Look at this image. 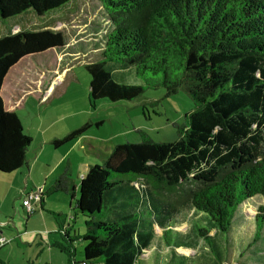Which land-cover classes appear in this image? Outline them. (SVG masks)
Wrapping results in <instances>:
<instances>
[{"label": "trees", "instance_id": "obj_1", "mask_svg": "<svg viewBox=\"0 0 264 264\" xmlns=\"http://www.w3.org/2000/svg\"><path fill=\"white\" fill-rule=\"evenodd\" d=\"M98 1L113 29L99 44L100 60L85 66L92 106L102 99L131 101L148 89L165 88L167 96L186 89L194 107L175 142H156L139 131V142L115 146L102 165L91 167L81 179L78 198L68 169L55 181L49 193L62 190L76 198L71 222L79 215L84 219L85 232L80 233L66 222L67 216L54 214L68 243L60 248L68 253L69 264H135L147 253L154 264L188 260L209 264L197 252L198 242L206 245L213 264L215 260L229 264L237 249L263 253V206L255 216L251 243L246 246L235 229L240 208L257 197L264 200V0ZM70 2L0 0V19L30 11L41 18ZM65 43L64 35L52 30H22L0 37L2 174L28 166L32 143L17 113L4 106L5 77L22 58ZM121 64L135 73L138 83L116 79L109 65ZM87 128L74 130L52 145L68 144ZM187 183L199 185L191 193V204L205 220L194 217L193 233L178 231L183 224L178 208L161 197V190L180 189ZM44 197L42 193V207ZM220 234L227 235L222 247L233 239L235 251L224 249L227 259L215 242ZM77 241L85 243L79 263ZM187 250L196 252H180ZM243 256L240 253L239 259Z\"/></svg>", "mask_w": 264, "mask_h": 264}, {"label": "rangeland", "instance_id": "obj_2", "mask_svg": "<svg viewBox=\"0 0 264 264\" xmlns=\"http://www.w3.org/2000/svg\"><path fill=\"white\" fill-rule=\"evenodd\" d=\"M112 29L113 26L107 17V13L98 0H71L69 4L41 18L35 12L30 11L11 20L4 21L0 19V37L15 34L22 30L38 32L52 30L53 32H61L64 35L66 47L63 46L55 50L50 49L40 54V57L35 56L33 64L35 62L40 65L43 62L44 64H48L50 60L53 70L56 66V57L59 54H64L65 58L69 59L68 61L71 59L75 63L73 70L76 78L68 77L66 80L67 84L69 81H72V86L69 87L68 92L65 91L63 93L62 84L57 85L54 89L55 93L51 94L49 100L43 103H40V95L31 94L27 96V99H25L22 107L19 109V116L25 124L26 133L31 130L32 123L36 125L42 122L45 128L48 127L46 131L48 139L55 135H63L64 130L66 132L70 131V127H75L77 122L84 121L83 126L88 124L89 121L92 122L91 127L83 132L80 137L84 144L81 145V148L80 146L76 147L70 158L68 155L66 156L67 159H63L65 154L62 149L63 147L68 148V145H62L55 149L51 141H49L50 151H46L45 164L51 166L52 169L59 163L60 159L63 161L71 159V163L77 167L75 159L80 156L86 158L89 155L88 152L94 153L96 150L108 155L114 146L118 144L139 142L140 136L137 133L139 131L147 133L156 142H175L178 139L180 129L186 122V115L193 110L194 102L186 89H181L177 94L167 96L165 88L148 89L140 97L131 101L111 102L109 99H102L96 102L95 106H92L89 97L91 78L85 66L89 62L100 60L99 49L101 46L99 44L102 43V38ZM75 55L78 56L76 59H74ZM109 70L117 77L116 79L120 83L135 84L139 82L134 75L135 73L133 71L129 73L128 69L122 64L116 65V67L109 65ZM122 72L125 74L120 77V73ZM36 73L38 74V72ZM79 107L80 109H75ZM58 117H61L63 122L56 125L54 129L48 126L49 122L50 124L53 122L52 119ZM97 122H102V125L97 127ZM102 139L106 141H100ZM89 143L93 144V146L88 147ZM107 148H109V151ZM262 151L264 152V148ZM94 157L102 160L104 156L97 153ZM90 160L94 161L93 158H90ZM67 161L59 169L64 168ZM74 166L72 168L74 171L73 175L78 180V172ZM52 183V180H48V186L43 190V194L46 195L43 210H41L39 203L33 204L37 211L35 215L27 217L28 213L23 208V201L25 199H23L21 205L17 203V209L20 213L16 218L18 226L14 224L12 230L14 232L17 229H20L21 232H25L26 230L29 233L33 231L36 235L34 234V237L25 236V232V241L22 244L17 240L16 242H11V240L3 238L7 241V244L0 246V259H2L0 264H69L70 257L68 253L60 248V245H67L68 243L62 238L61 233H59L60 227L54 214L67 216L66 221L68 222L73 214L72 209L75 208L76 198L72 199L70 194H66L62 190L49 193L51 187L54 185ZM141 183L149 187L148 183L144 181ZM198 188L199 185L197 184L187 183L181 186L180 189L161 190V197L178 208V212L182 218L181 221L183 222L178 229L180 232L193 233L192 220L194 217L201 219V222L205 221L193 210L191 204V193ZM16 194L17 191L9 190L5 181H0V203L3 206L5 216L17 214L16 208H14ZM78 195L79 191L77 192V198ZM262 206L264 207V200L257 197L240 208L235 230L236 234H239L243 238V243L246 240V246L247 242L251 243L255 236V216L258 208ZM40 217L42 218L40 219ZM72 224L74 231L85 232L84 219L81 215ZM204 226L207 230L210 229V227ZM39 233L43 234L44 238L39 237ZM226 238L227 235L221 234L215 238V242L219 244V251L223 259H227L226 247H230L231 251H235L232 248L233 239H228L231 246L229 243L226 247H222L221 241L226 240ZM30 243L33 245L29 246ZM198 245L200 249L197 252L205 256L206 259L210 258L206 245L203 242H198ZM84 246L85 243L82 241L74 242L75 261L78 263L83 260ZM239 251L241 250L237 249L236 255L234 254L235 256L232 255L230 257L229 264L264 263V252H257L258 250H248L246 253L240 252L244 256L239 259ZM204 260L205 258H202V261ZM196 261L199 260H188L187 264L198 263ZM175 263V261H169V264ZM214 264H218V261L215 260Z\"/></svg>", "mask_w": 264, "mask_h": 264}, {"label": "crops", "instance_id": "obj_3", "mask_svg": "<svg viewBox=\"0 0 264 264\" xmlns=\"http://www.w3.org/2000/svg\"><path fill=\"white\" fill-rule=\"evenodd\" d=\"M64 47H66V45H64ZM35 56H39V55L37 54V55L27 56L25 58H22L11 70H9V72L7 73L5 77L4 84L2 85V89H1V95L3 96V102H4L5 108L9 112L17 113L16 115L20 118L22 125L24 127L23 130L25 133H26L25 131L26 127L21 117L19 116L20 114L19 109L22 107V104L25 101V99H27V96L31 94L40 95V99H41L40 103H43L49 100V97L51 94L55 93L54 89L57 85L62 84L61 88H62L63 93L65 91L68 92L69 87L72 86L71 84L72 81L71 82L69 81L67 84L66 82L67 78L68 77L76 78V75L73 70L75 63H73L71 59L70 61H68L69 59L67 60L64 54H59L56 57V64H55L56 66L53 70H52V62L50 60L48 64H44V62L41 65L36 62L35 64H33V61H35L33 58ZM77 57L78 56L75 55L74 59H76ZM36 72H38V74ZM39 105H44V104H39ZM75 109L78 110L80 109V107L75 108ZM52 121L53 122L51 124L49 122L48 126L52 127L53 129L56 127V125H59L61 122H63L61 117L52 119ZM83 123L84 121L77 122L75 127L74 126L70 127L71 129L70 131L66 132L64 130L63 135H60V136L55 135L49 139L46 133L48 127L45 128L42 122L36 125L32 123V126L30 128L31 130H29V132L26 133L28 136L32 138V143L30 145L29 152H28V158H27L28 166L23 167L21 170L19 169L18 171L13 172L8 175H2V173H0V181H5L10 191L12 190L17 191L16 200L14 201V208H16V213H17L16 215L5 216L3 212L4 211L3 206L0 203V225H1L0 226V237L9 239L11 240V242H16L17 240V241H20V243L22 244L23 241H25L24 239L25 232H26L25 236L29 235V236L34 237V234L36 235V233L33 231L29 233L26 230L25 232H21L20 229L19 230L17 229L16 232L12 230L14 227V224L18 226V222L16 218L20 213H19V210L17 209V206H18L17 203L21 205L23 199H25V194L31 192L32 190L34 191L41 190L43 192V190L46 189L48 186V180L49 181L52 180L53 182L52 184H54L55 181L59 178V176L62 173H64L66 169H68L70 172L69 178L71 179V183L74 188L73 193L75 194V197H77V192L79 191V188H80L81 179L84 177L85 174H87L88 170L91 167L100 165V163L103 164V162L108 159V157L110 156L114 148L111 150V152L108 155L97 152L95 150L94 153L88 152L89 155L86 157L87 159L84 158V156L78 157L77 159H75L78 165L77 167L71 163V159H69L68 161L67 160L63 161L60 159L59 163H57L53 169L51 168V166L45 164L46 151H50L49 141H51V143L53 144V141H55L56 139L65 137L72 131L80 129L86 125L88 126L87 128L88 130L92 124V122L89 121L88 124L83 126ZM101 125H102V122H97L96 124L97 127ZM33 129L35 130L33 131ZM80 137H77L72 142L65 144V146L68 145V148L63 147L62 149V151L65 154V157H63V159H65L66 156L68 155H69L68 157L70 158L72 153L75 151L76 147L80 146L81 148V145H83L84 142L81 141ZM100 141H106V140L102 139ZM92 146L93 144L91 143L88 144V147H92ZM107 149L109 151V148ZM97 153L104 156L102 160L96 159L94 157V155ZM90 158H93L94 161L90 160ZM65 161H67L66 166L64 168L62 167L61 169H59V167L63 163H65ZM73 166L76 167V170L78 172L79 182L76 178H74V175H73L74 171L72 170ZM44 200H45V197H44ZM45 202L46 201H43V207L40 206L41 210H43ZM69 205L71 206V204ZM36 212L37 211H35L34 214L28 215L27 217L35 215ZM71 217L69 218L68 222L66 221L68 224L71 221ZM41 218L42 217H40V219ZM212 232H214L215 234L216 230H213ZM40 236L44 238V235L39 233V237ZM17 243L18 245H20L19 242ZM31 245L33 244L30 243L29 246ZM180 252L185 253V254H188V253L194 254L192 252H196V251L187 250V251H180ZM34 256H35V253H34ZM208 260L210 264H213L211 257L208 258ZM0 261H2V259H0ZM153 261H154V258L152 257V255L150 253L149 254L147 253L144 255V260H139L135 264H154Z\"/></svg>", "mask_w": 264, "mask_h": 264}, {"label": "built area", "instance_id": "obj_4", "mask_svg": "<svg viewBox=\"0 0 264 264\" xmlns=\"http://www.w3.org/2000/svg\"><path fill=\"white\" fill-rule=\"evenodd\" d=\"M42 191L41 190H32L31 192L25 194V200L23 201V208L28 214L35 213V207L33 204L36 202L39 203L42 198ZM7 244V241L0 237V246Z\"/></svg>", "mask_w": 264, "mask_h": 264}]
</instances>
